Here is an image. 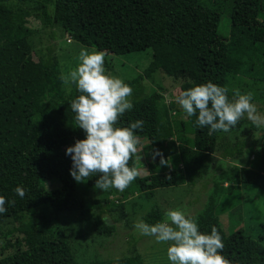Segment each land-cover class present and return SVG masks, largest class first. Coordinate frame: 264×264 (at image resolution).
Segmentation results:
<instances>
[{"label": "trees", "instance_id": "1", "mask_svg": "<svg viewBox=\"0 0 264 264\" xmlns=\"http://www.w3.org/2000/svg\"><path fill=\"white\" fill-rule=\"evenodd\" d=\"M29 17L39 29L29 26ZM38 32L47 36L46 50L32 81L13 90L7 50ZM64 36L87 50L122 56L151 49L153 58L111 97L99 69L91 72L98 82L87 77L68 86L64 68L84 63V51L64 65L57 53ZM158 72L182 80L175 99L166 100L160 82L148 85ZM238 75L264 82V0H0V228L33 215L44 230L40 242L0 264H143L135 246L125 257L78 261L60 213L79 211L97 233L112 234L117 218L104 213L114 212L113 189H121L123 200L196 185L211 173L220 130L243 124L229 111V78ZM147 139L151 151L143 145ZM244 153L247 165L222 175L230 184H216L225 211L240 183L264 189V143L260 149L256 141L246 149L240 143L237 155ZM144 165L145 176L139 173ZM47 181L58 186L49 188ZM92 191L104 192L94 202L96 212L86 201ZM214 205L199 219L204 264H264V244L243 228L227 233L224 210L213 211ZM142 218L153 231L165 224L159 205Z\"/></svg>", "mask_w": 264, "mask_h": 264}, {"label": "rangeland", "instance_id": "2", "mask_svg": "<svg viewBox=\"0 0 264 264\" xmlns=\"http://www.w3.org/2000/svg\"><path fill=\"white\" fill-rule=\"evenodd\" d=\"M28 20L29 26L36 30L40 28V22L34 17H29ZM228 20V15L222 17L220 29L223 33ZM41 34L38 32L31 38L8 48L10 58L8 71L13 90H19L32 81L34 67L40 60L41 53L46 50L47 41L44 36H47ZM82 51L84 63L70 65L67 70L64 68L66 83L70 86L72 79L84 82L87 77L91 83L98 82V79L91 76V72L99 69L105 76L103 87L107 90L106 94L111 97L118 94V86L122 81L142 73L153 58L151 49L122 56L107 51L87 50L70 36L59 39L57 53L64 65L81 56ZM239 76L241 78H238ZM147 82L152 88L157 87V83L160 82L166 90V100L171 101L178 94L182 80L158 72L155 81ZM228 87L232 93L229 98L231 104L229 111L241 117L243 124L239 129L220 130L211 173L196 185L161 188L151 198L136 193L123 200L121 189H113L110 198L116 203L113 206L114 212L104 213L108 220L117 218L116 229L112 234L97 233L94 221L82 219L79 211L60 213V223L69 236L78 261L90 262L96 258L125 257L135 246L143 256V264H204L198 225L205 210L221 200V196L216 193V184L222 181L224 187L228 186L230 182L224 181L222 175L247 165L250 155L247 153L237 155L240 143L244 144L245 149L254 141L257 142L259 149L264 143V82H255L251 78L238 75L229 78ZM145 141L143 145L149 146L151 151L149 140ZM143 147L137 148V152L141 153L139 162L146 159ZM139 173L143 176L148 174L146 165L140 167ZM47 186L55 188L58 183L47 181ZM239 186L240 189L232 193V208L225 211L223 206L227 202L220 201L214 205L213 211L218 207L223 208L224 212L220 219L227 233L243 228L248 235L264 244V189L250 183H240ZM102 197H104L102 191L90 192L86 201L92 212H96L95 200ZM154 205H159L165 212L164 226L155 231L146 228L142 218ZM42 238L44 230L37 225L33 215L24 223L14 221L3 224L0 228V258L28 249Z\"/></svg>", "mask_w": 264, "mask_h": 264}]
</instances>
